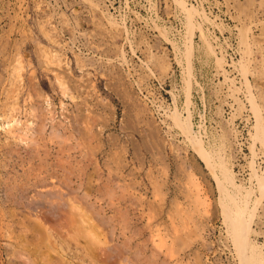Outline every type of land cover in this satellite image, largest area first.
Segmentation results:
<instances>
[{"label": "rangeland", "instance_id": "374dc122", "mask_svg": "<svg viewBox=\"0 0 264 264\" xmlns=\"http://www.w3.org/2000/svg\"><path fill=\"white\" fill-rule=\"evenodd\" d=\"M260 125L264 0H0V264H238L219 157L264 252Z\"/></svg>", "mask_w": 264, "mask_h": 264}, {"label": "bare ground", "instance_id": "6f19581e", "mask_svg": "<svg viewBox=\"0 0 264 264\" xmlns=\"http://www.w3.org/2000/svg\"><path fill=\"white\" fill-rule=\"evenodd\" d=\"M210 47V45H209ZM212 49V48H211ZM210 49V50H211ZM209 50V49H208ZM189 55V53H188ZM188 60V59H187ZM189 64V63H188ZM218 66V65H217ZM166 68V67H165ZM219 68V67H218ZM189 74V73H188ZM191 74V72H190ZM189 74V75H190ZM189 77V76H188ZM190 83V82H188ZM186 85H188L186 83ZM189 86V85H188ZM189 91V90H188ZM189 94H187L185 97L187 98ZM251 97V95H250ZM186 98H185V101H186ZM188 99V98H187ZM237 99V98H236ZM191 101V100H190ZM187 102H189V99L187 100ZM188 104V103H186ZM188 106V105H187ZM254 110V108H252ZM187 110V109H186ZM188 111V110H187ZM189 112V111H188ZM258 112V111H257ZM189 115L191 114H188L187 117L185 118H181L179 114H177V119L175 120V124L177 126H179L181 129V131L183 133L186 134V138H189L190 140V143H192L194 145V148H197L196 150L198 151L199 150V153L198 155H200V157L203 159V161H205L204 163H206L205 165L208 167V169L210 168L208 165H211V161L212 160V153L210 151H207L205 150L202 145H201V141L200 139H198L196 136H195V133L193 132V128L191 127V123L189 121ZM259 116V114H258ZM264 126V125H263ZM11 127V126H10ZM257 128V126H256ZM263 129V130H262ZM257 131V130H256ZM258 131L257 133H254V135H258V136H254V137H259L258 139H261L262 141L264 140V128L260 126H258ZM153 133V132H152ZM222 138V137H221ZM200 140V141H199ZM255 141V140H254ZM218 143V142H217ZM264 143V141H263ZM254 144V143H253ZM223 145V143L221 144ZM264 146V145H262ZM264 148V147H263ZM212 151V149H211ZM218 151V150H217ZM216 151V153H218ZM222 152V150H221ZM223 153V152H222ZM218 155V154H217ZM217 155H215L217 157ZM223 155V154H222ZM219 157V155H218ZM218 162L216 163H213V167H214V164H217L219 165V167L217 166V168L220 169V173L219 175H216L215 174V179L217 180V184H218V187H219V190L221 191V194L223 193V198H225V201L222 205V213L225 217V220L227 221V229H228V233L231 237V240L233 242V245L235 247V252L237 254V258H239L238 260V264H264V252L261 251L256 243L253 242L252 238L250 237L249 235V232H248V226L247 224L245 223L244 221V218L241 216V213H239L241 210H247L248 208V203H249V197H250V194L251 192H253L254 190H252V187H250V189H245L244 187V190H246L245 192L241 191V185L240 184H237L234 180V177L232 175V173L230 172L229 168L224 164V162L222 161L221 157H219L218 159ZM226 162V161H225ZM227 163V162H226ZM252 164V163H251ZM231 167V166H230ZM253 167V166H252ZM254 168V167H253ZM211 169V168H210ZM232 170V169H231ZM250 170V169H249ZM252 170V169H251ZM255 170V169H254ZM233 171V170H232ZM211 172V171H210ZM213 172V170H212ZM211 172V174H212ZM253 172V171H252ZM256 172V171H254ZM252 173L255 177H256V180H257V189L259 191V195L257 194L256 197L254 198L253 197V203L250 202V204L252 203L253 205H255L254 207H256V205H258L259 202H261V199L262 197H264V177L262 175V177L260 176L261 173L259 176L256 175V173ZM214 174V173H213ZM253 176V177H254ZM252 177V176H251ZM251 180V179H249ZM241 182V181H240ZM250 182V181H249ZM253 182V180H252ZM242 183V182H241ZM256 183V182H255ZM249 184V183H248ZM252 184V183H251ZM250 184V185H251ZM254 185V184H253ZM252 185V186H253ZM248 186V185H247ZM155 187V186H154ZM256 192V191H255ZM257 193V192H256ZM254 196V195H253ZM221 197V196H220ZM199 198V196L197 197ZM200 201V200H199ZM70 203V202H68ZM73 203V202H72ZM222 203V202H221ZM220 203V204H221ZM71 204V203H70ZM263 204V203H262ZM74 205V204H72ZM77 205V204H76ZM264 205V204H263ZM262 206V205H260ZM68 207V206H67ZM73 207V206H72ZM42 208V207H41ZM65 208V207H64ZM75 208V207H74ZM73 208V209H74ZM83 208V207H82ZM251 208V207H250ZM263 208V207H262ZM262 208H260L261 210H263ZM257 209V208H255ZM259 209V207H258ZM250 210V209H249ZM56 211V210H55ZM248 211V210H247ZM53 212V211H52ZM60 212V211H59ZM65 212V210H64ZM63 212V213H64ZM79 212V211H78ZM54 213V212H53ZM62 213V214H63ZM77 213V212H76ZM89 213V212H88ZM251 215H254L255 214V210L254 208L249 212ZM257 213V212H256ZM261 213V212H260ZM67 215V213H65ZM51 215V214H49ZM70 215V214H68ZM260 215V214H259ZM60 216V215H59ZM65 216V215H64ZM54 217V216H53ZM68 217V216H67ZM77 217H80L79 215ZM87 217V216H86ZM61 218V217H60ZM89 218V217H88ZM260 218V217H258ZM46 219V218H45ZM55 219V217H54ZM62 219V218H61ZM65 219V217L63 218ZM52 220V219H51ZM66 222V221H65ZM55 224V223H54ZM57 224V223H56ZM71 224V223H70ZM50 225V224H49ZM52 225V223H51ZM58 225V224H57ZM64 225H67V223H65ZM90 226V224H89ZM41 227V226H40ZM49 227V226H48ZM60 227V226H59ZM64 228V227H63ZM67 228V227H66ZM50 229V228H49ZM59 230V228H58ZM35 235V234H34ZM95 235V234H94ZM83 236V234H82ZM47 237V236H46ZM60 237V236H59ZM62 238V237H60ZM37 239H39V237H37ZM36 239V240H37ZM62 240H64V238H62ZM61 240V241H62ZM63 242V241H62ZM61 242V243H62ZM38 243V242H37ZM45 244V243H44ZM64 244V243H62ZM71 244V243H70ZM52 246V245H51ZM72 246V245H71ZM45 247H50V245L46 244ZM53 247V246H52ZM59 247L61 249L60 252H57L58 253V256H60V259L62 261L60 262H53V260H50L48 258H46V264H65L63 262L66 261L65 257H63V251H62V248L63 246L59 243ZM70 247V246H69ZM87 247V246H86ZM35 248V246H34ZM88 248V247H87ZM15 249V248H14ZM90 249V247H89ZM71 251V250H70ZM84 251V250H83ZM73 252V251H72ZM33 254H35L36 256H39L41 251L39 250L38 246L36 249H34V251H32ZM74 253V252H73ZM88 253H90V250L88 251ZM77 254V253H76ZM83 254V253H82ZM91 254V253H90ZM89 254V255H90ZM106 254V253H105ZM122 254V253H121ZM120 254V255H121ZM74 255V254H73ZM85 255V254H84ZM102 256V255H101ZM42 257V256H41ZM71 257V256H70ZM120 257V256H119ZM103 258V257H102ZM113 258V257H112ZM110 260V259H109ZM124 260V259H123ZM129 261V260H128ZM112 262V261H111ZM109 264V263H108Z\"/></svg>", "mask_w": 264, "mask_h": 264}]
</instances>
